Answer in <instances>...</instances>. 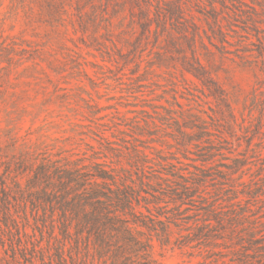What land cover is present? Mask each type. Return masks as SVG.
Listing matches in <instances>:
<instances>
[{"label": "rangeland", "instance_id": "374dc122", "mask_svg": "<svg viewBox=\"0 0 264 264\" xmlns=\"http://www.w3.org/2000/svg\"><path fill=\"white\" fill-rule=\"evenodd\" d=\"M42 160L150 184L152 264H263L264 0H0V264H99L28 187Z\"/></svg>", "mask_w": 264, "mask_h": 264}, {"label": "trees", "instance_id": "16d2710c", "mask_svg": "<svg viewBox=\"0 0 264 264\" xmlns=\"http://www.w3.org/2000/svg\"><path fill=\"white\" fill-rule=\"evenodd\" d=\"M133 2L137 4V0ZM136 6L140 14L139 26L144 33L149 32L153 18L148 7ZM165 11L158 10V16L162 13L164 17L169 14V17L182 18L179 2L168 5ZM195 64L196 67L187 64L186 71L211 87L213 95L222 97L221 90L204 67L197 60ZM117 177L113 169L107 170L102 164L88 166L80 161L61 164L42 160L33 169L28 187L38 189L37 201L59 212L61 235L69 237L73 234L75 242L84 240L99 264H152L149 258L151 244L149 240H143L142 230L167 242V231L172 222L170 218L160 220V214L149 213L146 195H154L144 186L150 184L141 182L137 189L132 180L127 183Z\"/></svg>", "mask_w": 264, "mask_h": 264}]
</instances>
